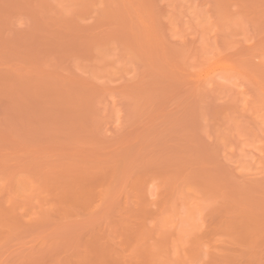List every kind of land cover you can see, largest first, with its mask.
I'll list each match as a JSON object with an SVG mask.
<instances>
[{"label":"rangeland","instance_id":"1","mask_svg":"<svg viewBox=\"0 0 264 264\" xmlns=\"http://www.w3.org/2000/svg\"><path fill=\"white\" fill-rule=\"evenodd\" d=\"M0 264H264V0H0Z\"/></svg>","mask_w":264,"mask_h":264}]
</instances>
